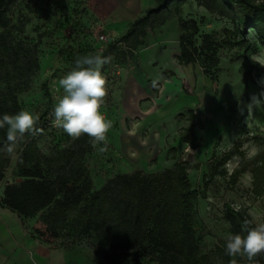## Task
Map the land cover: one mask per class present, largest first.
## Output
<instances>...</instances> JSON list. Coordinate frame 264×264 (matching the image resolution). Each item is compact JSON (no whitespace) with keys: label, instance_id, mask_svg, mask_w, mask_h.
Here are the masks:
<instances>
[{"label":"rangeland","instance_id":"obj_1","mask_svg":"<svg viewBox=\"0 0 264 264\" xmlns=\"http://www.w3.org/2000/svg\"><path fill=\"white\" fill-rule=\"evenodd\" d=\"M154 2L0 0V32H7L11 44L20 46L17 53H12L0 66V97L15 93L19 111L28 110L39 115L36 127L40 131L32 134L37 145L36 159L49 167L52 174L66 172L59 159L63 150L89 143L90 149L84 153L82 161L89 170L93 190L120 173L138 170L146 175L155 174L171 168L177 160L185 162L189 166L191 186L198 190L194 228L199 237V251L213 264H230L233 257H227L221 251L225 237L230 233L223 215V203L229 202L255 226L264 222V193L259 197L251 194L248 171L242 173L234 185L226 182L227 176H214L204 189L202 178L213 151L219 155L235 140H242L244 157L234 156L225 164L229 173L258 149L249 137L264 135V107L248 114L246 105L253 94L264 92V47L256 43L250 29L242 47L223 42L225 30L232 28L231 21L196 0H184L181 15L197 29L189 38L196 48H200L206 34L216 40V66H209L211 61L202 52L197 54L194 63L181 66V69L173 67L172 59L179 52V38L183 34L173 5L158 15H150L147 24L139 26L127 42L118 41L132 21L143 15ZM42 31L49 33L37 42L34 50ZM100 35L104 38L100 39ZM252 45L257 47L255 53L251 52ZM97 52H105V56L112 58L102 68L108 95L101 112L112 123L105 152L99 151L103 144L93 147L87 135L72 139L62 129L51 126L56 99L63 94L62 89L57 91L59 79L73 69L77 57ZM248 57L257 60L263 70L254 82L247 80L244 83L242 77L248 70ZM28 58L37 61V69L25 71L23 65ZM241 63L242 71L239 70ZM137 68L142 72L146 69L156 77L157 87H154L155 96L152 93L139 101L140 115L127 117L121 106V94L126 79ZM21 70L23 75H19ZM164 70L174 72L167 81L159 77ZM44 81L49 97L41 89ZM136 81L148 91L138 75ZM189 125L196 135L194 148L180 140L183 129ZM1 133H6V128L0 129ZM24 144L25 140L20 139L11 153L0 150L3 172L0 179V264H35V261L41 264L42 260L36 254L37 246L31 243L34 239L60 252L47 259L51 264H103L104 254L134 246L137 233L125 236L123 229L111 227L114 221L87 233L76 226L61 225L58 234L52 236L45 230L44 212L23 217L3 206L4 187L18 184L23 179L17 160ZM104 228H109V233ZM31 255L34 259L29 261ZM234 259L238 264H245V258L237 256ZM135 264L167 263L144 257Z\"/></svg>","mask_w":264,"mask_h":264},{"label":"trees","instance_id":"obj_2","mask_svg":"<svg viewBox=\"0 0 264 264\" xmlns=\"http://www.w3.org/2000/svg\"><path fill=\"white\" fill-rule=\"evenodd\" d=\"M183 2L184 0H155L143 15L132 21L118 41L127 42L139 26L147 24L150 15H158L173 5V13L183 29L179 38V52L176 55L178 62L184 65L192 64L196 61L197 54L204 52L211 61L209 66H216V40L206 34L202 38L200 48L192 44L189 38L197 29L193 23L183 19ZM196 2L207 9L216 10L231 21L232 28L225 30L223 42L242 47L247 41L246 34L250 29L255 34L256 43L264 47V0ZM48 33L49 31H42L38 34L34 50L37 42ZM251 47V52L255 53L256 45ZM18 48L19 45L11 44L7 32H0V66L12 53H17ZM105 54L102 52L101 55ZM246 59L248 70L243 73L242 82H254V78L262 72L263 66L257 60L249 57ZM25 63V71L38 68L35 59L32 61L28 58ZM242 68L243 63L240 64L239 70L242 71ZM251 70H254V74H251ZM23 74L24 71L21 70L19 75ZM162 74L164 78H169L167 72ZM4 75L8 76V72ZM19 83H16L17 87ZM41 89L49 97L45 81L42 82ZM49 101L48 98L47 102ZM18 112L15 93L0 97V118L4 114L12 115ZM22 139L25 144L19 153L17 166L23 179L18 184L6 185L2 192L1 203L12 212L23 217L44 212L45 230L52 236L58 234L61 225L76 226L83 233H87L93 229L107 227L112 221L114 222L111 227L123 229L125 236L130 237L137 233L138 238L132 248L104 254L103 264H135L144 257L148 260H162L167 264H213L206 254L199 251V237L194 228L198 190L191 186L188 177L189 166L185 162L177 160L171 168L155 174L146 175L138 170L129 174L120 173L106 181L99 189L93 190L89 170L82 161L84 153L90 149L89 143L83 147L79 145L63 150L59 159L62 161L61 168L66 169V172L52 174L49 167H45L36 159L37 145L32 134H25ZM249 139L258 146L257 151L229 173L225 164L234 156L244 157L242 140H235L219 155L212 152L207 172L202 178L204 189L214 176H227L226 182L234 185L239 176L248 171L251 194L259 197L264 193V135L254 134ZM180 140L192 148L195 147L196 135L191 125L183 129ZM5 145L6 133H1L0 148ZM2 176L0 169V179ZM223 215L228 221L229 232L243 235L241 225L249 218L229 202L223 203ZM251 226L254 227V224ZM105 229L109 233V228ZM221 251L225 254V246L221 247ZM256 259L259 264H264L262 255Z\"/></svg>","mask_w":264,"mask_h":264},{"label":"clouds","instance_id":"obj_3","mask_svg":"<svg viewBox=\"0 0 264 264\" xmlns=\"http://www.w3.org/2000/svg\"><path fill=\"white\" fill-rule=\"evenodd\" d=\"M251 31V30H250ZM110 56L98 52L77 57L72 70L59 79V88L63 94L58 96L52 115L51 126L62 129L72 139L87 135L93 147L103 144L100 152L107 150V133L112 123L101 112L108 95L107 79L102 73L104 65L111 62ZM153 87H157L153 81ZM163 89H161V92ZM264 107V92L253 94L246 105L248 114ZM40 117L28 110L16 114H4L0 118V129L6 128L5 149L11 153L25 134H37L36 127ZM251 220L241 225L242 234L229 233L225 237V254L233 257L230 264H238L235 257L245 258V264H259L260 255H264V222L251 226Z\"/></svg>","mask_w":264,"mask_h":264},{"label":"crops","instance_id":"obj_4","mask_svg":"<svg viewBox=\"0 0 264 264\" xmlns=\"http://www.w3.org/2000/svg\"><path fill=\"white\" fill-rule=\"evenodd\" d=\"M150 7V6H149ZM148 8V7H147ZM146 10V9H145ZM172 65L173 67H178L181 69V66H186L184 64H180L176 58V55L172 59ZM145 72H142L140 69H135L132 71V74L128 76L125 82V87L124 90L121 94V106L125 112V115L127 117H133V116H139L140 113L142 112V109L140 108L139 101L144 98V97H149L152 95V93L155 96V89L153 87V81H156V77H152L146 69L144 70ZM180 71V70H179ZM162 72H167L169 74V78L166 79L163 77ZM160 73V76L163 80L167 81L170 79L171 76L174 75L173 70H164ZM138 75L143 83L147 85L148 91L145 90L137 81H136V75ZM157 76V75H156ZM36 248V254L41 258V264H51L49 260L52 257H56V255L60 252L54 251V249L50 248L46 243L40 242L38 239H34L32 242ZM41 243V244H40ZM28 248V247H27ZM32 254V253H31ZM30 258L34 259V256L31 255L28 259L29 261ZM47 260V262L45 261ZM35 264H38L35 261Z\"/></svg>","mask_w":264,"mask_h":264},{"label":"built area","instance_id":"obj_5","mask_svg":"<svg viewBox=\"0 0 264 264\" xmlns=\"http://www.w3.org/2000/svg\"><path fill=\"white\" fill-rule=\"evenodd\" d=\"M99 38H100V39H103V38H104V36H103V35H100V36H99Z\"/></svg>","mask_w":264,"mask_h":264}]
</instances>
